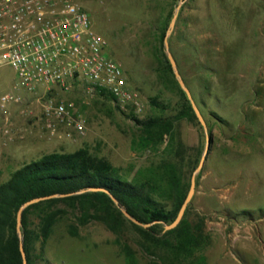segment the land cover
Listing matches in <instances>:
<instances>
[{
    "label": "rangeland",
    "instance_id": "374dc122",
    "mask_svg": "<svg viewBox=\"0 0 264 264\" xmlns=\"http://www.w3.org/2000/svg\"><path fill=\"white\" fill-rule=\"evenodd\" d=\"M75 1L87 11L93 30L107 39V52L122 63L127 82L145 97L144 109L139 115L121 110L84 83L68 92H21L23 100L10 110L9 133L0 129V183L23 163L51 151L85 146L130 180L162 155L143 150L133 139L140 132L136 118L160 113L150 105L151 96L170 107L178 100L175 89L156 80L151 25L157 27L179 0ZM178 17V56L211 135L187 214L192 225L202 221L199 247L178 257L166 242L175 243L173 234L154 242L129 222L119 235L98 220L78 225L77 235H71L69 224L77 219L69 212L53 225L34 264H264V0H186ZM196 59L217 73L196 80ZM16 82L13 68L0 64V93L12 91ZM47 98L72 102L71 111L84 119L85 130L67 136L56 123L54 134L47 131L41 118ZM176 129L183 178L190 179L205 134L187 119ZM160 224L158 236L166 232Z\"/></svg>",
    "mask_w": 264,
    "mask_h": 264
},
{
    "label": "trees",
    "instance_id": "16d2710c",
    "mask_svg": "<svg viewBox=\"0 0 264 264\" xmlns=\"http://www.w3.org/2000/svg\"><path fill=\"white\" fill-rule=\"evenodd\" d=\"M171 16L172 10H169L157 27L151 25L155 35L153 58L157 82L167 88L175 89L178 100L170 107L169 103L159 101L158 95L151 96L150 105L158 108L160 113L148 115L144 119L136 118L140 132L137 140L133 139V142L143 150L161 152L160 159L139 169L132 180L123 178L117 167L107 158L91 153L85 146L73 151L47 152L38 159L23 163L11 172L7 180L0 183V264H23L16 232V213L24 201L34 197L70 193L90 186L104 187L141 222L161 220L170 223L174 220L190 184V179H184L182 174L180 161H182L183 148L176 123L187 119L199 128L202 127L184 91L175 79L164 52L163 37ZM177 23L178 21L176 25ZM169 43L179 70L189 86L187 77L183 73V64L178 56L182 47L174 31ZM193 64L199 73L195 76L196 80L205 74L217 73L199 59ZM146 82L150 83L147 80ZM96 93L111 100L110 94L102 88L96 89ZM197 104L199 106V102ZM169 108L172 110L170 113H163ZM200 156L201 151L193 161V170ZM188 210L189 204L178 225L158 236L161 232L160 223H153L147 228L135 224L123 215L103 191H87L41 200L26 207L22 213L21 229L27 262L34 264L35 259L43 255L44 245L53 225L69 212L77 219V223L69 224L68 231L71 235H77L78 225L90 220L103 222L108 229L119 235L123 224L129 222L154 242H162L168 235L173 234L175 243L166 241L170 245V250L178 257H187L199 247L202 236V221L192 225L187 218Z\"/></svg>",
    "mask_w": 264,
    "mask_h": 264
},
{
    "label": "built area",
    "instance_id": "2783aa9c",
    "mask_svg": "<svg viewBox=\"0 0 264 264\" xmlns=\"http://www.w3.org/2000/svg\"><path fill=\"white\" fill-rule=\"evenodd\" d=\"M107 46L75 0H0V64L11 66L17 77L12 91L0 93L1 131L9 133L10 110L23 100L21 92H68L80 83L89 90L104 89L116 107L139 115L145 97L127 82L122 63L108 54ZM72 106L43 100L41 118L47 131L54 134L57 123L67 136L71 130L82 133L85 121Z\"/></svg>",
    "mask_w": 264,
    "mask_h": 264
},
{
    "label": "water",
    "instance_id": "95a60500",
    "mask_svg": "<svg viewBox=\"0 0 264 264\" xmlns=\"http://www.w3.org/2000/svg\"><path fill=\"white\" fill-rule=\"evenodd\" d=\"M185 1L186 0H179L176 7L174 8V10L172 12V16L170 18V21H169L168 26H167L165 33H164L163 47H164V52H165V54L169 60L170 65H171V69H172V72L174 74V77L177 80L180 88L184 91L187 99L189 100V102L191 104L193 112H194L198 122L200 123L202 129H203V132L205 134V145H204L202 154L200 156L199 162H198L197 166L195 167V169L191 173L188 191H187L186 196H185V198H184V200H183V202H182V204H181V206H180V208L176 214V217L170 223H166V222H163L161 220H155L152 222H141L135 216H133L130 212H128L126 207L123 204H121L119 202V200L108 189H106L104 187L90 186V187H86V188H81L77 191L70 192V193H53V194H49V195H45V196L34 197V198H31L29 200L24 201L19 206L17 213H16V232H17V235L19 237V249H20L23 264H28V262H27L26 253H25V250L23 247V234H22V229H21L22 213L26 207H28L29 205H31L33 203L39 202L41 200L54 198V197H64V196L72 195V194H80V193L87 192V191H103V192L108 194V196L111 198V200L120 209V211L123 213V215L126 218H128L130 221H132L135 224L142 226L144 228L149 227L153 223H163V231H167V230H170V229L176 227L178 225V223L181 221V219L184 215V212H185L188 204L190 203V201L194 195L195 186H196V176L204 165V162L206 160V156H207V153L209 150V146H210V133L208 131V124L204 118V115H203L200 107L198 106V104H197V102H196V100L192 94L190 87L185 82V80H184V78H183V76L179 70L177 61H176V59H175V57H174V55L170 49L169 39H170V36L172 35V33L174 31L180 8L185 3Z\"/></svg>",
    "mask_w": 264,
    "mask_h": 264
}]
</instances>
